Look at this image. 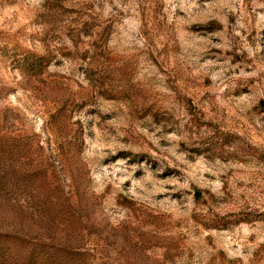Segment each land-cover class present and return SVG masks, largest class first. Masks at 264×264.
<instances>
[{"label": "rangeland", "instance_id": "374dc122", "mask_svg": "<svg viewBox=\"0 0 264 264\" xmlns=\"http://www.w3.org/2000/svg\"><path fill=\"white\" fill-rule=\"evenodd\" d=\"M0 264H264V0H0Z\"/></svg>", "mask_w": 264, "mask_h": 264}]
</instances>
